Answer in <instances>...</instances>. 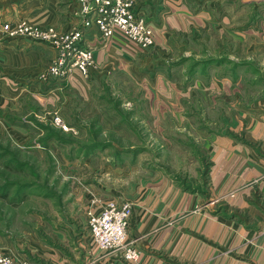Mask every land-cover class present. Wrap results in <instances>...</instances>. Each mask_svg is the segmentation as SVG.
<instances>
[{"label":"rangeland","instance_id":"obj_1","mask_svg":"<svg viewBox=\"0 0 264 264\" xmlns=\"http://www.w3.org/2000/svg\"><path fill=\"white\" fill-rule=\"evenodd\" d=\"M234 12L233 21H264V9ZM196 33L163 49L119 51L145 60H136L134 72L111 67L88 76L86 90L64 89L59 107L42 112L24 104L5 115L28 129L0 128V253L29 260L14 247L57 242L76 225L86 229L88 215L103 203L129 202L158 176L188 191L207 188L211 139L241 135L239 114L255 103L264 107V57H234L232 41H219L214 30ZM247 47L248 41L236 48L241 54ZM235 73L242 78L235 100L202 89L213 80H233ZM155 75L178 90L172 107L169 100L156 104L149 84ZM193 84L200 89L186 94ZM57 117L60 124L53 122Z\"/></svg>","mask_w":264,"mask_h":264},{"label":"crops","instance_id":"obj_2","mask_svg":"<svg viewBox=\"0 0 264 264\" xmlns=\"http://www.w3.org/2000/svg\"><path fill=\"white\" fill-rule=\"evenodd\" d=\"M135 9L151 27L154 46L160 49L182 35L198 38L196 32L214 30L219 41L234 43V57H264V21H233L239 14L234 11L264 9V0H136ZM75 11V0H0L1 130H27L7 122L5 115L19 113L24 104L42 112L49 105L59 107L64 89L86 90L89 81L76 72L66 79H42L52 50L9 37L2 25L13 28L23 21L67 31L78 21ZM246 41L249 47L242 55L236 47ZM118 52L97 50L94 60L99 70L91 71L89 78L109 73L111 67L134 72L136 60H145V55L135 60ZM238 74L233 80H210L202 89L232 94L235 100L242 85ZM149 84L156 90V104L169 100L172 107L177 102L175 85L160 75ZM190 89L200 87L193 84L186 94H192ZM251 108L239 114L244 122L241 135L211 139L204 191L184 190L172 179L158 176L133 194L127 242L137 252L134 260L124 259L117 251L96 249L84 225L73 226L57 242L14 249L35 264H264V107L255 103Z\"/></svg>","mask_w":264,"mask_h":264},{"label":"built area","instance_id":"obj_3","mask_svg":"<svg viewBox=\"0 0 264 264\" xmlns=\"http://www.w3.org/2000/svg\"><path fill=\"white\" fill-rule=\"evenodd\" d=\"M136 0H76L77 23L67 31L38 27L19 21L13 28L2 25L3 33L52 50L50 65L40 77L46 81L62 79L74 72L87 79L97 70V50L144 53L154 46L151 27L135 9ZM55 124H60L57 118ZM132 205L127 201H107L87 219L88 237L100 251H117L134 260L137 252L127 242ZM0 264H35L24 258L0 253Z\"/></svg>","mask_w":264,"mask_h":264}]
</instances>
